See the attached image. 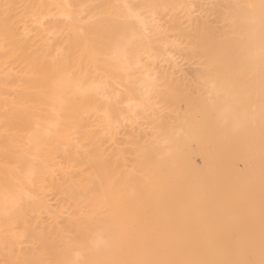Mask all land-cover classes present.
I'll return each mask as SVG.
<instances>
[{"label": "bare ground", "instance_id": "bare-ground-1", "mask_svg": "<svg viewBox=\"0 0 264 264\" xmlns=\"http://www.w3.org/2000/svg\"><path fill=\"white\" fill-rule=\"evenodd\" d=\"M190 5L191 0H0V160L8 162L0 165V173L4 172L0 175V260L4 263L35 264L20 247L26 233H12L20 223L50 253V264H73L78 257H84L80 260L85 264H135L130 257L133 253H139L144 264H155L151 250L136 247L142 240H133L136 248L124 240V227L119 224L139 217L138 188L142 185L157 190L144 193L143 198L155 199L158 209L166 208L169 185L156 173H174L177 183L185 177L182 172L187 169L167 161L170 155L179 158L176 143L183 145L187 138H197L202 150L212 146L218 164L223 158L226 162L236 160L238 146L246 142L244 147H249L248 141L255 138L263 152L264 0H230L227 10L219 13L229 28L222 42L231 48L220 50L221 57L237 65L229 69L235 77L232 97L217 112L213 110L216 114L210 122L223 129L226 125H220L229 123L232 116L229 110L237 107L245 125L238 126L231 119L228 133L208 126L206 135L201 132L206 116L197 115L192 99L182 91L178 94V86L155 65L160 59L169 60L170 47L179 41L168 39V16L186 11ZM186 34L201 48L194 53L207 63L198 78L206 86L207 97L202 100L209 110L217 105L214 91H221L220 76L226 69L204 50L208 37L180 27L179 37ZM156 43L159 50H155ZM247 74L249 79L237 82ZM166 102L183 103L187 108L178 130L167 128L149 113L153 106ZM139 119L155 136V147L140 144L131 130ZM117 133H122V142L117 141ZM235 133L241 135L239 142ZM110 139H115L116 145L109 149L112 143L106 147L104 143ZM121 143L134 144L132 172L137 174L136 180L126 178L117 167L125 148ZM73 169L90 172L98 199L89 212L103 204L113 209L102 217L106 221L103 226L92 232L90 244L81 243L74 257L47 240L41 228L28 223L31 214L49 217L54 211L47 188L55 189L66 207L86 205L77 184L64 176ZM57 172L61 176H56ZM209 175L219 179L217 183L224 178L218 171ZM260 175L259 191L246 197L239 213L240 225L232 227L224 252L210 264H264V164ZM139 235L134 230L133 237ZM87 252L91 254L85 255Z\"/></svg>", "mask_w": 264, "mask_h": 264}, {"label": "rangeland", "instance_id": "rangeland-1", "mask_svg": "<svg viewBox=\"0 0 264 264\" xmlns=\"http://www.w3.org/2000/svg\"><path fill=\"white\" fill-rule=\"evenodd\" d=\"M229 1L230 0H191V5L186 11L170 13L167 22L169 24L168 39L172 40L178 38L179 41L170 47V54L172 57L169 60L160 59L155 64L158 68L165 71L168 80H171L174 85L178 86L179 90L176 91L178 94L182 91L183 95L192 99L195 113L199 116H206V123H204V127L201 128L202 134L205 135L208 133V126H214L217 130L228 133L231 129V119L237 121L239 123L238 126L242 127L245 125L242 120L243 113H241V110L237 107L229 110L232 116L231 119H228L229 123L227 121L226 124L220 125L221 127L226 125L223 129H219V124H216L215 121H213L215 124L210 122L214 119V114H216L222 103L232 97L231 90L235 79V77L231 75L229 69L234 68L237 63L235 61H225V59L221 57V51H230L231 49L222 42L223 37L229 34V28L225 25L227 21L222 20L219 16V13L227 10ZM182 26L189 28L191 32L201 33L208 37L209 45H207V49L204 50H207L211 55L217 58L219 64L221 63L220 65L223 67L225 66L226 69L223 75L224 77L220 76V80L222 77L220 81L221 91H214L217 105L209 110L205 104H203L202 100L207 97L206 86L198 78V75L207 68V63H205L206 60L204 57H198L194 53L201 50V48L199 45H195L192 36H190L191 34L181 35V37H179L180 27ZM216 38L219 40L218 42L217 40L215 41ZM215 46L217 47L216 49L214 48ZM154 47L155 50L160 49L157 43L154 44ZM213 48L214 51L212 50ZM158 54H160V51H158ZM249 78L250 75L247 74L244 77L237 78V82L241 83L243 80ZM224 85H226V87ZM250 101H252L251 98ZM250 101L248 104H251ZM194 103H196V105H194ZM248 107V110L252 111V107ZM213 110L216 112L214 113ZM186 111L187 108H184L183 103L166 102L161 106H153L149 113L156 116L167 128L178 130V125L183 119ZM146 125L147 124L142 119H139L137 122L133 123L131 130L134 135L138 137L140 144H149V146L153 148L155 147V136L152 135L150 128ZM92 129H94V127H92ZM246 133L248 135L252 134L250 131ZM238 134L239 133H235L233 135L237 142L241 140V135ZM116 136L118 137L117 141L122 142V140H120L123 136L122 133H117ZM114 141L115 139L106 141L104 143L105 147L108 146L109 143H112L109 149L115 147L116 143ZM196 142L199 145L201 144L200 140L197 138H187L183 145L176 143L178 146L177 150L181 152L179 158L176 159L173 155V157L170 155L167 158L168 162L171 160L169 162L170 164L181 165L183 170L187 169L182 172V174H185V177L180 178L178 183L173 177L174 173L169 176L162 174L161 171L156 173L160 177L163 176V179L168 182L169 185L167 186L168 189L165 197L167 198L166 200H168L166 208L158 209L155 199L152 198L149 200L145 199V197L143 198L144 193L153 194V192L157 193V190L153 186L145 188V186L142 185L138 188L141 196L139 199V207L141 208L139 217L136 220L135 217H131L132 215L130 214L131 220L129 222L124 221L119 224L124 227L123 231L126 234L124 240H127L132 248L137 247L143 250H151L150 258L155 259V264H182L184 261H186V264H210L213 257L224 252L229 235L232 233V227L240 225L242 219L239 218V213L242 212L244 208L246 197L252 192L255 193L259 191L257 183L261 176V166L264 164V140L263 152L258 148L255 138V140L248 141L249 147H244V143L246 142L238 146L239 151L236 160L226 162V159L223 158L220 160L219 164V160H217L215 155L211 152L212 146L202 150V146H198ZM119 146H125V148L121 155L123 156L121 162L116 163L117 167L126 178L135 179L137 174L132 172V167L136 158L134 144L125 145L121 143ZM187 156L188 158H186ZM56 159L59 161L62 158L57 157ZM173 159L174 161H172ZM7 164L8 162L5 159L0 160L1 166H7ZM217 171L224 174V178L221 179L222 183H217L219 179L210 177L209 175H215ZM1 174H4V172L2 171L0 175ZM56 176H61L60 172H57ZM64 176L69 177L77 184L80 195L86 205L80 206L79 204L73 203V206L66 207V203H64L66 201L62 199V196L55 193V189L47 188L45 192H48V197H52L50 202L54 205L53 210L55 212L53 211L49 214V217H34V215L31 214L28 217V223L33 227L41 228L47 240L54 241L59 248L67 249L69 252H66V255L70 256L73 253L74 257L75 250L80 247L81 243L85 245L90 244L89 239H91L92 232L95 228L99 229L103 226L106 221L102 217L111 214L113 209L103 204L97 209H90L92 211L89 212L88 208L98 199L97 193L91 182L92 178L90 172L73 169L69 170ZM252 177H254L255 180L254 189L248 192L246 189L253 180ZM46 182L47 180L44 181V183ZM134 184H136L135 181ZM35 185L39 186L37 182ZM170 189H172V192ZM178 189L180 190L177 191ZM237 202L238 219L236 222H232L234 205ZM130 206L132 209V204ZM161 206L159 205V207ZM131 209H129L128 212H130ZM108 224L111 225L110 223ZM134 230L135 232L138 230L140 233L138 239L133 237ZM20 231H24L27 235L24 236L20 242L21 249L29 253L30 257L35 260V264H50V253L46 251L43 244L34 237L31 230L28 227L22 228V224L17 223L12 233ZM9 236L10 240H14L12 235ZM219 236H222L223 241L221 240V243L218 241ZM133 240H139V242L142 240V244L135 247ZM88 253L91 254V252L84 254L86 255ZM92 254L96 255L94 252ZM246 256L249 259L253 258L250 252H247ZM130 257L133 258L134 261L136 260L135 264H144L143 261L139 259V253L130 254ZM81 258L84 257H78V259L73 261V264H85L83 260H80ZM104 261L105 260L101 258L100 262L104 263ZM0 264L6 263L0 260ZM88 264L94 263L89 262Z\"/></svg>", "mask_w": 264, "mask_h": 264}, {"label": "water", "instance_id": "water-1", "mask_svg": "<svg viewBox=\"0 0 264 264\" xmlns=\"http://www.w3.org/2000/svg\"><path fill=\"white\" fill-rule=\"evenodd\" d=\"M252 179L253 180L251 181L249 187L246 189L248 192H250V191H252L254 189V181H255L254 177H252ZM237 214H238V202L234 205V213H233V217H232V222H236L237 221V219H238ZM221 240H222V236H219L218 237L219 243H221Z\"/></svg>", "mask_w": 264, "mask_h": 264}]
</instances>
